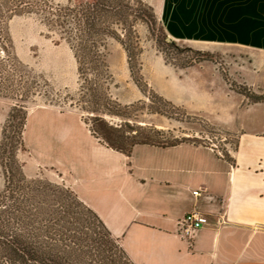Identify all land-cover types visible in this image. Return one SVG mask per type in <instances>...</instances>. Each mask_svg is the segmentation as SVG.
<instances>
[{
	"label": "crops",
	"instance_id": "0c3cea01",
	"mask_svg": "<svg viewBox=\"0 0 264 264\" xmlns=\"http://www.w3.org/2000/svg\"><path fill=\"white\" fill-rule=\"evenodd\" d=\"M149 3L174 39L253 51L247 83L264 91V0ZM223 75L219 89L238 95L230 100V125L220 124L239 131L228 156L192 141L138 143L125 153L97 137L76 109L49 106L27 112L23 171L70 188L134 264H264V102L229 89ZM224 92L205 104L227 110ZM198 100L202 106L207 98ZM193 210L207 223L189 240L177 223Z\"/></svg>",
	"mask_w": 264,
	"mask_h": 264
},
{
	"label": "rangeland",
	"instance_id": "374dc122",
	"mask_svg": "<svg viewBox=\"0 0 264 264\" xmlns=\"http://www.w3.org/2000/svg\"><path fill=\"white\" fill-rule=\"evenodd\" d=\"M46 1L48 5L66 8L70 20L75 15L83 20L91 11L96 19L110 23L113 36H107L104 48L107 68L104 70L97 64L96 83L87 84L85 80L86 87L82 89L71 43L48 29L36 14L23 13L10 18L0 15V26H6L13 44V58L0 46V144L10 108L27 114L29 110L50 106L76 109L90 129L96 115L90 109H97L110 125L126 128L129 124L137 133L159 140V144L192 141L229 155L239 131L220 124L230 125L229 112L235 109L229 111L230 100L234 101L238 95L228 92V97L225 96L226 91L219 89V75L224 74L229 89L251 87L247 82L252 75L250 62L256 57L253 51L243 46L174 39L166 32L162 18L154 13L151 0L141 1L146 4L144 7H149L147 11L152 18L129 16L127 9L115 11L116 4L111 7L95 0ZM84 67L81 77L89 79L90 65ZM223 92L224 103H229L228 111L225 106L216 111L209 104ZM257 93L264 95L263 90ZM200 96L207 98L201 100L202 106L198 104ZM191 98L197 101L192 102ZM241 114L245 110L241 109ZM25 150L19 149L13 138L7 141L4 152L0 149V188L5 184L7 171L15 184L24 178L27 182L40 179L67 187L42 173L28 176L23 171ZM66 200V208L81 211L71 199Z\"/></svg>",
	"mask_w": 264,
	"mask_h": 264
},
{
	"label": "trees",
	"instance_id": "16d2710c",
	"mask_svg": "<svg viewBox=\"0 0 264 264\" xmlns=\"http://www.w3.org/2000/svg\"><path fill=\"white\" fill-rule=\"evenodd\" d=\"M95 1L111 7L116 4L113 6L115 11L124 12L127 9L129 16L152 18L147 11L149 7H144L146 4L141 0H131L134 6L129 0H124L125 3L123 0ZM48 4L46 0H0V15L3 18L23 13L38 15L48 29L73 45L82 89L86 87L85 80L87 84L90 81L96 83L98 65L104 70L107 68L104 48L107 36H113L110 23L105 19H96L91 11L83 20L77 15L70 20L67 9L62 5ZM0 46L12 56L13 44L5 25L0 26ZM85 64L90 65L89 79L81 77ZM238 91L251 102L264 101V95H259L251 87L239 86ZM90 110L96 114L91 130L113 149L129 153L138 143L159 146L177 144L175 141L159 144V140L149 134L137 133V129L129 124L126 128L110 125L99 115V110ZM102 112L112 114L110 111ZM26 118L27 114L21 110L10 108L7 124L2 127L1 152L12 138L19 149L24 147ZM5 180L0 188V264H134L103 220L70 188L40 179L27 182L19 178L15 184L9 171ZM66 199H71L81 211L66 208Z\"/></svg>",
	"mask_w": 264,
	"mask_h": 264
},
{
	"label": "built area",
	"instance_id": "2783aa9c",
	"mask_svg": "<svg viewBox=\"0 0 264 264\" xmlns=\"http://www.w3.org/2000/svg\"><path fill=\"white\" fill-rule=\"evenodd\" d=\"M194 195L200 194L198 190L193 191ZM207 223V217L205 214L193 210L186 212L178 221V233L189 240L192 239L194 231Z\"/></svg>",
	"mask_w": 264,
	"mask_h": 264
}]
</instances>
